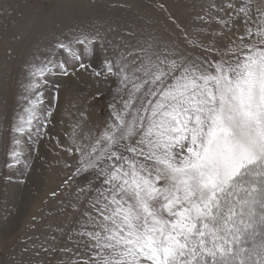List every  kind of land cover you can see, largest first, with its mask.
Segmentation results:
<instances>
[{
    "label": "snow or ice",
    "instance_id": "snow-or-ice-1",
    "mask_svg": "<svg viewBox=\"0 0 264 264\" xmlns=\"http://www.w3.org/2000/svg\"><path fill=\"white\" fill-rule=\"evenodd\" d=\"M251 4L235 8L243 34L229 45L234 59L183 64L146 49L93 71L118 79L121 107L110 105L98 136L73 140L77 173L99 184L76 233L87 256L68 264H264V0L255 13ZM76 43L91 53V40ZM51 71L34 68L27 90ZM39 100L15 132H32ZM21 155L12 152L17 163Z\"/></svg>",
    "mask_w": 264,
    "mask_h": 264
},
{
    "label": "rangeland",
    "instance_id": "rangeland-1",
    "mask_svg": "<svg viewBox=\"0 0 264 264\" xmlns=\"http://www.w3.org/2000/svg\"><path fill=\"white\" fill-rule=\"evenodd\" d=\"M261 3L252 0L254 13ZM239 6L241 0H0V264L86 258L76 233L99 178L77 173L73 140L98 136L112 119L110 105L121 107L118 79L92 74L105 57L139 59L147 49L183 64L234 59L228 48L243 34ZM78 39L93 42L89 55ZM81 62L89 68L77 70ZM45 64L52 71L30 92V72ZM38 95L41 119L20 135L15 126Z\"/></svg>",
    "mask_w": 264,
    "mask_h": 264
}]
</instances>
